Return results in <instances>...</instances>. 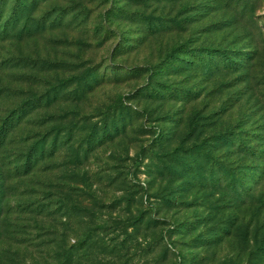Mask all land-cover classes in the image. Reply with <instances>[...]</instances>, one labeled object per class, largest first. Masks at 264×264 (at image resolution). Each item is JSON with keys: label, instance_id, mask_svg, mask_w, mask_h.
<instances>
[{"label": "rangeland", "instance_id": "374dc122", "mask_svg": "<svg viewBox=\"0 0 264 264\" xmlns=\"http://www.w3.org/2000/svg\"><path fill=\"white\" fill-rule=\"evenodd\" d=\"M0 264H264V0H0Z\"/></svg>", "mask_w": 264, "mask_h": 264}, {"label": "trees", "instance_id": "16d2710c", "mask_svg": "<svg viewBox=\"0 0 264 264\" xmlns=\"http://www.w3.org/2000/svg\"><path fill=\"white\" fill-rule=\"evenodd\" d=\"M236 131H229V133L228 134H230L229 136L231 137V139L233 138L234 139V136H236V134H238V132L237 133H235ZM252 150H255V148L254 147H252L251 148ZM30 161V157L28 158V161L27 162H29ZM244 165V166H243ZM242 166L244 167L243 169H242V172H244V169L245 168H247V166H248V164L246 163V164H243ZM230 168H232L231 166H230ZM245 174H247V171H245L244 172ZM240 178V177H239ZM239 178L237 179V180H239ZM236 181V180H235Z\"/></svg>", "mask_w": 264, "mask_h": 264}]
</instances>
